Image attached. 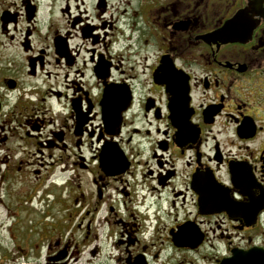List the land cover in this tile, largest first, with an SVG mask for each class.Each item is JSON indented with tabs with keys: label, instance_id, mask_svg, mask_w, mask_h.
<instances>
[{
	"label": "flooded vegetation",
	"instance_id": "af4514ba",
	"mask_svg": "<svg viewBox=\"0 0 264 264\" xmlns=\"http://www.w3.org/2000/svg\"><path fill=\"white\" fill-rule=\"evenodd\" d=\"M0 212L24 264H264V0H0Z\"/></svg>",
	"mask_w": 264,
	"mask_h": 264
},
{
	"label": "rangeland",
	"instance_id": "374dc122",
	"mask_svg": "<svg viewBox=\"0 0 264 264\" xmlns=\"http://www.w3.org/2000/svg\"><path fill=\"white\" fill-rule=\"evenodd\" d=\"M4 212H0V264H24L23 261L6 260L1 258L3 251H9L14 248L12 245L13 239L10 236V231L4 225V222H9ZM9 249V250H8ZM27 264V263H25ZM29 264H38L35 262H29Z\"/></svg>",
	"mask_w": 264,
	"mask_h": 264
},
{
	"label": "water",
	"instance_id": "95a60500",
	"mask_svg": "<svg viewBox=\"0 0 264 264\" xmlns=\"http://www.w3.org/2000/svg\"><path fill=\"white\" fill-rule=\"evenodd\" d=\"M238 18H239V16H238ZM237 19V18H236ZM235 20H232V21H230V22H228L226 25H225V32H228L229 31V27L233 24V22H234ZM220 34H222V32L220 31Z\"/></svg>",
	"mask_w": 264,
	"mask_h": 264
}]
</instances>
